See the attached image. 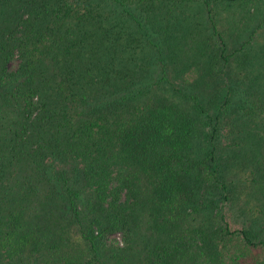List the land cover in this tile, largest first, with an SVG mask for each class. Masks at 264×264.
Masks as SVG:
<instances>
[{"label":"trees","instance_id":"trees-1","mask_svg":"<svg viewBox=\"0 0 264 264\" xmlns=\"http://www.w3.org/2000/svg\"><path fill=\"white\" fill-rule=\"evenodd\" d=\"M262 136L264 0H0V258L129 264L106 234L143 215L142 264H264V233L184 220L237 150L264 185Z\"/></svg>","mask_w":264,"mask_h":264},{"label":"rangeland","instance_id":"rangeland-1","mask_svg":"<svg viewBox=\"0 0 264 264\" xmlns=\"http://www.w3.org/2000/svg\"><path fill=\"white\" fill-rule=\"evenodd\" d=\"M261 37L263 36L260 35L258 38ZM155 75L156 72L154 71L152 77ZM260 119L261 117L258 116V120ZM258 120H255V126L256 123L257 126L259 125ZM261 128L263 129L262 123ZM208 129L207 125L198 126L197 128L199 132L195 139L196 146H194L193 150L196 154L202 152L207 146L206 138L202 132H207ZM220 130L216 140L217 143L222 145L225 144L227 140L230 142L233 133L229 132L228 136H225L223 134L225 129L221 128ZM260 147L264 148V136H262ZM218 148L224 151L228 149L226 146ZM238 152L239 150L236 151L237 157L231 159L229 161L230 167L228 166V178H232V184L234 185L232 192L230 191L229 199H222L221 194L216 193L211 187H207V193L202 197V200H198V203L194 202V205L192 204L193 206L191 205V207L186 208L188 212L184 217L186 222L188 221L190 224H215L225 219L230 226L245 227L251 230V232L258 231L264 233V185L260 187L257 181H250L252 176L255 177L254 173L258 176L260 172L259 170L256 171L255 169H251L252 163L239 161L240 156ZM245 153L249 157L253 154L249 148L244 150L243 154ZM180 221L179 223L182 225V220ZM136 224L137 227L131 236L132 240L128 243L124 242L122 231L109 232L106 234L105 238L106 248L108 249L116 250V248L112 246L113 244L121 246L126 244L128 246V248H125L124 253L119 254V257H122L123 254L126 255L129 264H142L141 259L144 253L143 245L145 243L158 241L164 236L163 228L154 227L149 218L145 220L143 215L137 217ZM183 224H185L184 221ZM85 248H87V246L86 243L83 242L81 245H73V250H71V252L73 255L77 256V262L79 263H82L83 258L85 259L89 255V253L84 251ZM104 255L107 257L108 252L105 251ZM104 259L107 260V258ZM50 262L52 264H66V262L63 263L62 257L59 254L56 255L55 260L54 254L52 253L47 256L34 254V257L26 253H21L20 255L16 254L0 258V264H50ZM69 264L74 263L70 262Z\"/></svg>","mask_w":264,"mask_h":264}]
</instances>
